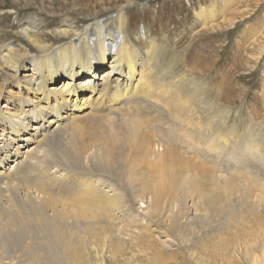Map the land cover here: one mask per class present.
<instances>
[{"label": "bare ground", "instance_id": "bare-ground-1", "mask_svg": "<svg viewBox=\"0 0 264 264\" xmlns=\"http://www.w3.org/2000/svg\"><path fill=\"white\" fill-rule=\"evenodd\" d=\"M23 1L49 17L43 25L18 20L13 36L0 39V264H75L82 248L96 264H183L176 259L184 252L200 263L199 245L262 200H251V183L229 202L241 164L264 162V140L249 128L237 148V127L224 135L225 116L193 106L186 79L153 80L160 48L144 32L135 37L129 3L113 1L116 11L104 17L95 9L105 0H72L87 11L84 26L64 19L51 32L60 13L48 4L59 0ZM185 111L192 120L182 121L184 136L198 138L188 153L214 168L203 178L208 188L193 170L170 174L175 195L164 207V188L150 186L143 168L162 176L163 159L181 158L167 131ZM153 112L173 118L161 123L159 144ZM194 193L205 210L188 199ZM248 259L264 264V246Z\"/></svg>", "mask_w": 264, "mask_h": 264}, {"label": "rangeland", "instance_id": "rangeland-1", "mask_svg": "<svg viewBox=\"0 0 264 264\" xmlns=\"http://www.w3.org/2000/svg\"><path fill=\"white\" fill-rule=\"evenodd\" d=\"M67 1H51L48 4L49 10L52 6L60 13V19L49 23L51 32L64 19L79 27L84 26L87 11L82 10L74 1ZM113 1L118 4L129 3L130 25L135 37H142L144 32L143 38L149 41V37L155 38L156 46L160 49L156 55L154 81L159 78L162 84L171 85L179 79H186L193 106L204 112V115L211 114L215 119L220 115L226 117L222 128L224 135L237 127L235 135L247 138L245 135H248L247 130L251 128L253 138L264 140V0H105L106 4L95 7V10L107 17L116 11V3ZM0 4L3 5L0 8V39L4 38L5 41L13 36L12 28L18 20L37 21L43 25L49 17L45 12L39 15L40 11L35 4L32 7L26 6L23 0H0ZM66 12L70 16H65ZM139 31L141 35H138ZM183 115L167 131L171 142L180 144L178 152L183 154L181 158L170 163L163 159L158 168L162 176L153 174L152 168H143L150 186L164 188V201L161 203L164 207L169 204L166 199L173 201L175 195V189L167 181L170 174L193 170L198 172V179L208 188L203 178L214 168L213 165L199 163L193 154L188 153L191 142L198 138L193 134L184 136L182 129L185 124L182 121L188 122L192 116L187 111ZM150 119L154 120L153 130L149 128L150 134L155 135V144H159L162 141L159 139L161 123L171 122L173 118L153 112ZM244 138L241 143L238 142L239 145L237 143V148L245 143ZM142 161H139L140 168ZM241 165L243 167L235 174L237 192L230 197L229 202L238 199L251 183L254 184L251 200H262L252 213H243L241 220L224 226L217 236L207 238L199 245L195 256L201 257L200 263L189 252L175 258L178 262L201 264L206 259L211 264H249L248 256L260 253L264 246V187L260 185L264 182V162H260L259 166ZM118 166L124 170V161L120 160ZM253 173L258 175L255 183L250 178ZM190 195L188 199L192 200L195 209L207 208L204 195ZM210 209L215 207L211 206ZM254 240L256 243L253 245ZM85 250L82 248L84 255L75 264H96L94 259L84 258L89 254ZM108 264L116 262L108 261ZM142 264H147V261Z\"/></svg>", "mask_w": 264, "mask_h": 264}]
</instances>
